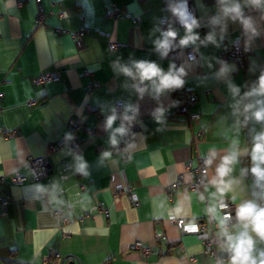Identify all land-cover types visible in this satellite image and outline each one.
I'll return each mask as SVG.
<instances>
[{"label": "crops", "instance_id": "obj_1", "mask_svg": "<svg viewBox=\"0 0 264 264\" xmlns=\"http://www.w3.org/2000/svg\"><path fill=\"white\" fill-rule=\"evenodd\" d=\"M191 1L195 23L177 33L179 68L199 113L192 129L162 84L176 61L160 47L161 0H40L43 25L35 21V0H0V196L7 198L0 264H216L197 229L209 211L224 236L222 199L233 207L232 245L250 239L249 258L264 262L260 234L238 216L243 205L264 209V178L253 172L264 170V161L253 158L255 145L264 143V119L256 117L264 113V0ZM112 6L124 14L108 17ZM81 28L78 42L72 34ZM101 32L121 45L110 50ZM235 38L253 49L242 67L218 61ZM190 46L194 60L186 55ZM140 64H154L159 74L144 77ZM45 72L57 75L35 84ZM77 118L83 127L75 143L50 155L44 176L10 181L15 170L28 175L27 159L44 154ZM199 159L208 167L202 192L191 186ZM178 177L181 184L168 194L165 187ZM117 185L125 192L116 193ZM170 217L183 218L182 228ZM137 240L148 254L129 249ZM216 254L226 258L222 264L235 255L223 247Z\"/></svg>", "mask_w": 264, "mask_h": 264}, {"label": "built area", "instance_id": "obj_2", "mask_svg": "<svg viewBox=\"0 0 264 264\" xmlns=\"http://www.w3.org/2000/svg\"><path fill=\"white\" fill-rule=\"evenodd\" d=\"M37 4V9L35 13V21L38 24L43 25L45 23V13L40 5V0H35ZM161 3L166 11V14L160 18L159 27L166 31V36L163 38L162 42L167 39L168 40V47L163 51L171 56L174 57L176 61V68L173 73L174 78H178L181 81L179 86L170 85L172 94H173V106L176 110L183 112L188 121V125L192 129V122L199 117V113L192 109V106L195 103V91L189 89L185 84V79L180 71L179 63H178V54L179 51L182 49L180 44L179 36L177 33V27L186 24H194L195 23V9L192 4L191 0H161ZM183 13V15H181ZM66 11H62L61 15H65ZM124 14L122 9H118L117 7L112 6L111 8L106 9V15L108 17H119L120 15ZM133 20H139L138 17H134ZM173 32L175 35L173 37H168L167 33ZM85 33V29L81 28L73 32V38L76 41L82 42L83 35ZM98 36L106 39L108 48L110 50L118 48L121 43L118 41H111L108 39L106 33H98ZM252 48L247 46L243 43L241 38L233 39L230 45L224 47L219 51L218 61L219 63H225L229 60H232L236 63L238 67L243 66V61L245 56L252 53ZM186 55L189 60H194L196 58V51L194 46H190L185 48ZM57 75L56 72H45L41 73L34 78V83L37 85L44 84L49 80L55 78ZM145 88L144 83L138 81L135 84L136 91L140 92ZM35 102V99H29L28 104H32ZM87 109H91L90 106H86ZM121 109V102L116 101L114 103V110L119 111ZM246 121L241 122V127H246ZM83 127L82 121L80 118L77 119H69L67 123V133L62 134L58 137L53 143H51L47 151L38 156H32L27 159V168L29 174L22 173L18 170H15L11 176L10 181L14 184H20L25 181L28 177L34 180L39 179L40 177L44 176L50 166V155L56 151L59 147L63 145H73L75 143V136L74 132L78 129ZM130 133V132H129ZM202 133V129L192 130V141L195 143L199 136ZM13 132L6 133L7 136H11ZM129 135H126L128 137ZM122 148V144L119 145ZM185 168L189 169V165H185ZM207 160L206 159H199L198 164L193 168L194 174V183L191 185L192 187L196 188L199 192H202V188L204 183L206 182V175H207ZM181 184V180L178 177L173 182H171L165 190L168 194L171 193L172 189L178 187ZM125 192L119 185L116 186V193ZM129 202L132 205H136L138 203V199L132 194H127ZM6 205H7V198L0 196V215H4L6 213ZM218 208L220 210L221 216V227L224 230V236L220 237L215 232V227L217 226L216 222L214 221L211 213L208 211L207 213V223H201L198 226L197 233L203 243L204 252L212 255L215 258L216 264H222V262L226 259L225 257H218L216 254V249L218 247H223L226 249L230 255L235 254L233 249L232 241H233V234L231 232V223L234 219L233 214V207L231 202L228 199H222L218 202ZM56 212L59 214L61 212L60 209H57ZM170 222L174 223L177 227L182 228L184 219L183 218H175L170 217ZM158 237L162 235V232H158L156 234ZM260 241L264 247V236L260 235ZM129 249L137 250L142 255H146L150 252V247L143 245V243L139 240L133 241L129 245ZM11 260L6 259L2 262V264H6ZM252 261H255V264H262L258 260L254 258H249V264ZM22 264H33L31 262L22 263Z\"/></svg>", "mask_w": 264, "mask_h": 264}, {"label": "clouds", "instance_id": "obj_3", "mask_svg": "<svg viewBox=\"0 0 264 264\" xmlns=\"http://www.w3.org/2000/svg\"><path fill=\"white\" fill-rule=\"evenodd\" d=\"M183 15V13H181ZM189 29L191 25H188ZM175 33L168 32V37H173ZM181 43H187V40L181 41ZM160 47L167 48L168 40L165 39ZM142 70V75L144 77L150 78L152 76H156L159 74V70L156 68L154 64H140L138 66ZM163 86L167 87L170 85L179 86L181 81L178 78L166 76L162 78ZM257 119H264V113H256ZM109 124H111V120H109ZM264 140V137L260 138ZM259 154V155H257ZM254 159H259L264 161V143H257L254 148ZM253 172L258 176L264 178V170H261L259 167L253 169ZM238 216L241 219H250L253 230L264 236V209H257L252 204L243 205L238 209ZM251 240L247 238L239 239L236 244L233 245V249L235 251V255L232 257V264H246L249 261V250L251 248ZM251 264H255V261H252ZM264 264V262H262Z\"/></svg>", "mask_w": 264, "mask_h": 264}]
</instances>
